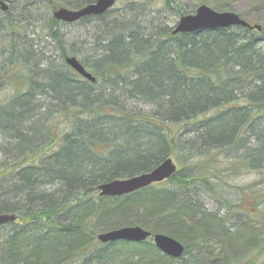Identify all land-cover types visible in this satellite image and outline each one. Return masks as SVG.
I'll return each instance as SVG.
<instances>
[{"label": "trees", "instance_id": "16d2710c", "mask_svg": "<svg viewBox=\"0 0 264 264\" xmlns=\"http://www.w3.org/2000/svg\"><path fill=\"white\" fill-rule=\"evenodd\" d=\"M96 1L0 0L23 10L37 6L41 36L54 44L51 55L39 54L27 26L3 11L0 87L7 84L9 92L0 99V215L16 221L0 225V264H259L264 26L172 35L178 21L170 27L171 18L210 6L209 0H126L122 15L111 10L73 24L85 27L86 36L82 44L71 40L63 27L72 25L57 21L54 10ZM224 4L210 7L229 12ZM93 22L90 36L86 26ZM69 57L95 83L75 73L65 63ZM59 122L68 129L61 136ZM228 152H238L236 162ZM169 158L180 170L166 185L99 197L100 185L149 173ZM220 158L227 168L220 169ZM244 169L259 178L244 195L254 209L243 214L252 220L234 224L239 205L220 200L218 191ZM201 191L219 200L216 211H207ZM124 227L169 236L185 254L176 260L151 241L97 239ZM237 237L241 249L234 247Z\"/></svg>", "mask_w": 264, "mask_h": 264}, {"label": "water", "instance_id": "95a60500", "mask_svg": "<svg viewBox=\"0 0 264 264\" xmlns=\"http://www.w3.org/2000/svg\"><path fill=\"white\" fill-rule=\"evenodd\" d=\"M115 3L116 0H97L95 3L80 10L56 8L53 15L58 21L73 24L85 17L104 15L115 6ZM1 6L4 11L7 10V5L5 3H1ZM231 27H241L250 31L256 30L258 32L262 30L260 26L250 25L233 12H217L207 5H201L196 9L194 14L183 16L179 19L172 35L191 34L205 30L228 29ZM65 63L81 77L91 83H95L96 80L86 71L77 58H67ZM176 172L177 167L173 160L169 158L149 173L100 185L97 191L100 197H123L148 188L154 184L169 180ZM15 221L16 217L14 215H0V225L13 223ZM151 238L156 248L168 257L179 259L185 253L184 246L177 240L162 234L153 235L141 227H124L100 234L97 237L98 241L102 244H114L118 242L140 244Z\"/></svg>", "mask_w": 264, "mask_h": 264}, {"label": "rangeland", "instance_id": "374dc122", "mask_svg": "<svg viewBox=\"0 0 264 264\" xmlns=\"http://www.w3.org/2000/svg\"><path fill=\"white\" fill-rule=\"evenodd\" d=\"M40 0H32V2H38ZM129 1L126 0H119L117 1L116 6L114 7V14L122 15L123 12H125V7ZM210 6L214 7L217 6L219 3H225L224 7H227L228 11H233V13L238 14L241 18L246 20L250 24L254 25H260L264 26V6H261L258 3H255L254 0H209ZM13 6L15 8L13 9ZM223 6V5H222ZM8 10L7 12H10L12 16H15L14 18L18 22H22L27 26V38L28 41H34L32 43L33 49L38 51L39 54L46 53V56L51 55L54 51V44L51 42L48 43L44 37L41 36V29L40 24L36 23L35 21L38 20L40 17V14L37 12V6L32 7L29 10H23L22 7L18 6V4L11 5L10 3L7 4ZM225 9V8H223ZM217 11L221 12V8L216 9ZM120 11V13H119ZM3 14L0 12V18H5V13L2 11ZM156 13V12H155ZM39 14V15H38ZM165 15L170 18L172 16L171 13L165 12ZM133 13H129L128 17H132ZM40 19V18H39ZM176 18H171V20L168 22L170 24V27H174L176 22ZM96 22L91 23V25H88L86 27H89L88 30L90 31V36L95 33L94 24ZM85 27H81L80 25H72V26H65L63 27V31L65 32L67 37H70L71 40L82 44V37L86 36V33L84 31ZM88 38H90L88 36ZM31 43V42H30ZM40 48V50L38 49ZM49 52V53H48ZM9 92V86L5 84L4 86L0 87V99H4V95ZM62 122V121H61ZM59 122V129H60V136L68 131V129ZM4 138L0 136V149L4 147ZM4 153L0 152V161L4 157ZM238 152H228L226 157L228 159H232L231 162H236ZM220 169L227 168V161H224L222 158H220ZM174 163L177 165L178 169L180 170V166L178 165V161L176 158H173ZM222 166V167H221ZM247 169H244L241 174L235 175L232 180H230L228 183L229 185L221 188L218 191V197L222 201H226L230 204L239 205L238 208L232 210V217L234 218V224L236 218H241L239 221L242 220H252V217H249V219L245 216H243L244 213L251 212L254 207L251 206L253 203L252 200L248 197H244V195L250 194V187L256 183V181L259 179L258 176L252 172L245 171ZM169 181L163 183L162 185H166ZM264 187V184L262 185ZM256 189V188H254ZM260 189L257 187V190L260 191ZM193 193V192H192ZM251 195V194H250ZM200 200L201 203L205 205L207 208V211H216L219 208V205L216 201H219L216 199L215 196H211L203 191L200 192ZM240 208V209H239ZM262 209H264V205L262 206ZM245 210V211H244ZM246 234V232H245ZM233 244L236 249L242 248V242L240 241V238H233ZM248 247V240L246 238V241L244 243V248L241 252L245 251ZM259 264H264V256L261 257Z\"/></svg>", "mask_w": 264, "mask_h": 264}]
</instances>
